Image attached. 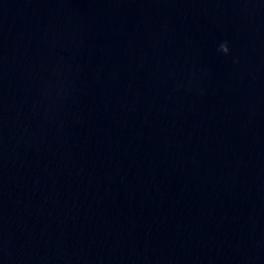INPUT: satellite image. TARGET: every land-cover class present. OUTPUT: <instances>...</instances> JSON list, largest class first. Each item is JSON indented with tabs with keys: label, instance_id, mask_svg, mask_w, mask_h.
I'll return each instance as SVG.
<instances>
[{
	"label": "water",
	"instance_id": "obj_1",
	"mask_svg": "<svg viewBox=\"0 0 264 264\" xmlns=\"http://www.w3.org/2000/svg\"><path fill=\"white\" fill-rule=\"evenodd\" d=\"M0 264H264V0H0Z\"/></svg>",
	"mask_w": 264,
	"mask_h": 264
},
{
	"label": "clouds",
	"instance_id": "obj_2",
	"mask_svg": "<svg viewBox=\"0 0 264 264\" xmlns=\"http://www.w3.org/2000/svg\"><path fill=\"white\" fill-rule=\"evenodd\" d=\"M222 47H224L225 52L228 51V48H227L226 44L225 45H222Z\"/></svg>",
	"mask_w": 264,
	"mask_h": 264
}]
</instances>
